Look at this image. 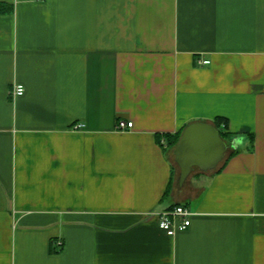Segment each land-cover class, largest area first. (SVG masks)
Listing matches in <instances>:
<instances>
[{"label":"crops","instance_id":"obj_1","mask_svg":"<svg viewBox=\"0 0 264 264\" xmlns=\"http://www.w3.org/2000/svg\"><path fill=\"white\" fill-rule=\"evenodd\" d=\"M218 118L181 184L164 134ZM0 264H264V0H0Z\"/></svg>","mask_w":264,"mask_h":264},{"label":"water","instance_id":"obj_2","mask_svg":"<svg viewBox=\"0 0 264 264\" xmlns=\"http://www.w3.org/2000/svg\"><path fill=\"white\" fill-rule=\"evenodd\" d=\"M227 150V142L213 123L188 124L174 150L181 169L180 183L183 184L195 168L204 172L216 169Z\"/></svg>","mask_w":264,"mask_h":264},{"label":"built area","instance_id":"obj_3","mask_svg":"<svg viewBox=\"0 0 264 264\" xmlns=\"http://www.w3.org/2000/svg\"><path fill=\"white\" fill-rule=\"evenodd\" d=\"M199 65H208L210 60H199ZM25 93V87L21 84L15 85L13 95L22 96ZM134 126L133 121L120 120L118 129L121 131L131 130ZM79 127H82L81 125ZM192 211L185 205H178L173 209L159 213L160 227L170 236H175L179 231L186 230L191 225ZM58 245L62 246V241H58Z\"/></svg>","mask_w":264,"mask_h":264},{"label":"trees","instance_id":"obj_4","mask_svg":"<svg viewBox=\"0 0 264 264\" xmlns=\"http://www.w3.org/2000/svg\"><path fill=\"white\" fill-rule=\"evenodd\" d=\"M214 125L219 129L221 136L223 137V139H225V141H230L232 137L235 136L234 134H231L225 130L226 122L224 121V119H216ZM183 130L176 134H164L167 145H169L170 147L176 146L181 138Z\"/></svg>","mask_w":264,"mask_h":264},{"label":"rangeland","instance_id":"obj_5","mask_svg":"<svg viewBox=\"0 0 264 264\" xmlns=\"http://www.w3.org/2000/svg\"><path fill=\"white\" fill-rule=\"evenodd\" d=\"M176 146H177V145H176ZM176 146H172V148H176ZM227 153H228V150H227L226 154H227ZM225 156H226V155H225ZM177 171H178V172L181 171L179 165L177 166ZM199 171H201V170L198 169V168H195V169L193 170V172L190 174V176H191L193 173H196V172H199ZM190 176H189V177H190Z\"/></svg>","mask_w":264,"mask_h":264}]
</instances>
